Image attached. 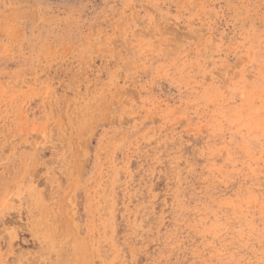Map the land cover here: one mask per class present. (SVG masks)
<instances>
[{"label": "rangeland", "instance_id": "rangeland-1", "mask_svg": "<svg viewBox=\"0 0 264 264\" xmlns=\"http://www.w3.org/2000/svg\"><path fill=\"white\" fill-rule=\"evenodd\" d=\"M0 264H264V0H0Z\"/></svg>", "mask_w": 264, "mask_h": 264}]
</instances>
